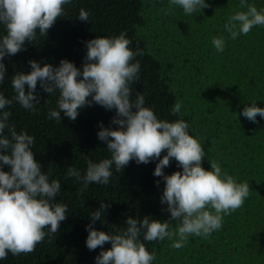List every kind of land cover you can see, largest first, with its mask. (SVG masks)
Returning a JSON list of instances; mask_svg holds the SVG:
<instances>
[{
	"label": "trees",
	"instance_id": "obj_1",
	"mask_svg": "<svg viewBox=\"0 0 264 264\" xmlns=\"http://www.w3.org/2000/svg\"><path fill=\"white\" fill-rule=\"evenodd\" d=\"M205 2L211 7L185 15L179 6L170 8L169 0H72L46 36L37 30V38L25 42L26 51L4 58L6 75L0 94L13 97L12 77L17 72L28 74L30 60L58 67L60 60L67 59L82 70L87 52L84 42L126 32L131 50L138 47L143 51L133 61L140 62V71L138 80L131 84L132 99L140 92L145 106L158 119L184 120L189 135L198 139L204 150L202 167L210 171V163L216 161L222 172L236 178L237 183L248 182L250 187L243 206L224 216L222 227L210 236H189L181 249L172 248L168 239L148 242L141 236L146 249L155 252L152 264H264V118L258 115V123H252L240 115L252 102L264 108V26H254L247 35L232 40L224 24L235 11L247 9L239 7L240 0ZM248 3L264 9V0ZM81 8L89 12L88 22L77 19ZM4 35L6 29L0 24V38ZM220 36L225 39L222 53L211 42L212 37ZM37 94L40 103L36 113L15 101L4 110L11 112L8 123L18 133L25 131L35 138L34 157L50 181L61 183L55 202L67 205V218L58 232L46 236L33 252L9 253L0 264H95L101 249L88 250L86 227L101 202L111 207L95 223L96 230L118 234L129 217L145 216L168 220L171 228L176 227L178 221L161 211L167 205L160 203L164 181L153 175L158 160L146 165L133 160L120 173L113 165L108 185L90 184L81 196L82 185L66 176L67 168L73 166L83 175L85 157L93 162L110 158L97 133L100 123L109 126L115 111L93 104L82 108L75 121L61 113L58 123L47 114L57 107L59 93H44L38 82ZM176 101L182 107L178 115H172ZM4 135H9L7 129ZM166 154L162 152L160 158ZM3 170L10 172V167ZM163 171L171 175L182 168L173 159ZM110 247L106 243L104 250Z\"/></svg>",
	"mask_w": 264,
	"mask_h": 264
},
{
	"label": "clouds",
	"instance_id": "obj_2",
	"mask_svg": "<svg viewBox=\"0 0 264 264\" xmlns=\"http://www.w3.org/2000/svg\"><path fill=\"white\" fill-rule=\"evenodd\" d=\"M71 2L0 0V24L6 29V35L0 38V84L6 75L4 58L26 51L25 42L34 41L37 30L40 36H46L65 14L64 6ZM172 6L182 8L185 15L211 7L205 0H169V7ZM239 7L247 10L235 11L224 24L232 40L241 34L247 35L254 26H264V9L258 10L248 0H240ZM77 19L88 22L89 12L81 8ZM126 35L121 32L118 36L84 42L87 52L82 70L67 59L60 60L58 67L48 63L41 66L30 60L28 74L17 72L12 77L13 97L7 99L0 94V260H6L9 253L18 256L33 252L46 236L56 234L60 223L67 218V205L55 202L61 192V183L50 181L34 157L35 138L25 131L18 133L16 127L8 123L11 112L4 110L15 101L25 110L36 113L40 103L38 82L44 93H59L57 107L48 111L50 120L60 123L63 113L70 121H75L82 108L93 104L115 111L109 126L100 123L97 133L98 140L106 144L110 158L93 162L85 157L87 167L83 175L73 166L67 168L66 176L82 185L81 196L90 184L108 185L113 165L120 173L133 160L137 165L158 160L153 175L164 181L160 203L167 205L161 211L170 213V220L178 221L173 229L168 220L129 217L126 227L118 234H108L94 228L111 207L101 202L99 209L91 213V222L86 227L88 250L101 249L95 264H152L155 252L146 249L141 236L148 242L168 239L172 241V248L181 249L189 236L207 237L218 231L224 216L242 207L249 196L248 182L237 183L236 178L222 172L216 161L210 163V171L202 167L205 153L199 140L189 135L188 123L182 119L174 122L158 119L154 111L145 106L140 92L132 99L131 84L138 80L140 71V62L133 61L143 51L138 47L135 52L131 50L132 41ZM211 42L217 52L224 51L222 36L212 37ZM181 107V102L176 101L172 115H178ZM240 115L258 123L256 117L264 118V108L252 102L244 106ZM5 129L9 133L7 136ZM165 151L167 154L161 159ZM173 159L182 172L165 175L163 170ZM4 166L10 167V172L4 171ZM159 183L156 182L157 187ZM106 243L111 247L104 250Z\"/></svg>",
	"mask_w": 264,
	"mask_h": 264
}]
</instances>
